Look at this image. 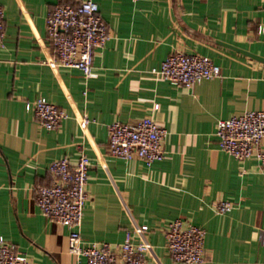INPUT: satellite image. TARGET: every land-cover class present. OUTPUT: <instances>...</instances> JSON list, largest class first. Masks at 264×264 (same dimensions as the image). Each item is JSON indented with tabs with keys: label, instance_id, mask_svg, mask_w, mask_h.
<instances>
[{
	"label": "crops",
	"instance_id": "obj_1",
	"mask_svg": "<svg viewBox=\"0 0 264 264\" xmlns=\"http://www.w3.org/2000/svg\"><path fill=\"white\" fill-rule=\"evenodd\" d=\"M59 1L0 0V237L32 264H77L69 229L42 213L35 188L51 182L54 160L74 164L85 152V244L120 243L148 225V264H175L164 229L181 217L206 230L203 264H264V163L236 160L215 137L220 119L264 111V1L93 0L109 39L95 50L96 76L88 79L46 63L54 57L47 16ZM176 50L209 58L221 77L185 88L151 72ZM39 96L67 113L59 129L46 130L27 111ZM83 115L90 119L85 130ZM144 117L167 130L164 159L148 166L112 156L108 126ZM220 200L233 208L218 213Z\"/></svg>",
	"mask_w": 264,
	"mask_h": 264
},
{
	"label": "built area",
	"instance_id": "obj_2",
	"mask_svg": "<svg viewBox=\"0 0 264 264\" xmlns=\"http://www.w3.org/2000/svg\"><path fill=\"white\" fill-rule=\"evenodd\" d=\"M264 1V0H263ZM47 32L53 44L54 57L46 63L52 67L79 69L85 78H93L95 50L109 39L107 25L93 0L79 4L57 3L47 16ZM264 33V24L259 25ZM5 11L0 5V50L4 47ZM171 83L192 88L205 79L221 77L222 69L212 60L199 54L173 51L159 67L151 70ZM155 108H158L157 106ZM46 130L59 129L68 117L56 103L39 96L26 103ZM90 119L83 115L80 127L85 130ZM166 128L152 117H144L135 123L114 121L108 126V146L114 157L143 160L148 166L165 157ZM215 137L221 150L236 160L256 156L264 163V111L248 110L241 115L220 119ZM91 161L81 152L72 164L68 158L54 160L49 166L51 182L35 188L36 202L42 213L69 229L68 250L77 264H148L152 245L146 239L148 225L136 226L128 231L120 243L92 242L85 244L81 236L84 209L88 199L87 184ZM233 208L229 201L220 200L214 205L218 213ZM134 235L139 236L135 240ZM166 248L175 264H203L206 256V230L183 218L171 221L164 229ZM85 263H82V260ZM0 264H32L28 256L0 237Z\"/></svg>",
	"mask_w": 264,
	"mask_h": 264
},
{
	"label": "trees",
	"instance_id": "obj_3",
	"mask_svg": "<svg viewBox=\"0 0 264 264\" xmlns=\"http://www.w3.org/2000/svg\"><path fill=\"white\" fill-rule=\"evenodd\" d=\"M59 2H60V3H66L64 0H60Z\"/></svg>",
	"mask_w": 264,
	"mask_h": 264
}]
</instances>
